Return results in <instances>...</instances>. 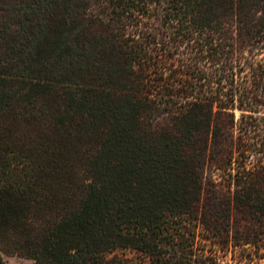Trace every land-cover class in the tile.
Returning <instances> with one entry per match:
<instances>
[{
    "label": "trees",
    "instance_id": "1",
    "mask_svg": "<svg viewBox=\"0 0 264 264\" xmlns=\"http://www.w3.org/2000/svg\"><path fill=\"white\" fill-rule=\"evenodd\" d=\"M256 51L264 0H0V264H219L199 239L257 258Z\"/></svg>",
    "mask_w": 264,
    "mask_h": 264
},
{
    "label": "rangeland",
    "instance_id": "2",
    "mask_svg": "<svg viewBox=\"0 0 264 264\" xmlns=\"http://www.w3.org/2000/svg\"><path fill=\"white\" fill-rule=\"evenodd\" d=\"M261 46H258L257 48H260ZM260 50V49H259ZM257 56L254 57L255 61H259L264 58V52L256 51ZM176 61H182V57L178 56L176 58ZM202 63L203 69V75L208 76V73L211 72V67L208 62L203 60ZM264 94V93H263ZM262 96V95H261ZM260 103H263V105H260L259 108L255 109L254 111L256 113H250L252 115L249 118H246L245 121L253 124L251 127L252 130V137L255 139H260L262 144H259L257 148L254 149L253 156L250 158V162L252 163L251 166L255 164H259L260 160L264 161V97H259ZM236 119H240L241 112L235 111ZM229 168L219 170L213 165H208L205 169V178L207 183L214 182L215 187H218L219 191L222 192L224 195H232L234 190L230 187L229 183ZM248 216L242 212H240L238 209L234 208L232 211V227L239 228L247 224ZM198 253L199 255H203L201 258L203 261H205V258L211 259L215 258L216 261L219 264H237L238 261L234 257L233 251H230L228 253H225L224 251H221L220 248L212 246L210 243H207L206 241H203L202 239L198 240ZM259 248H255V246L252 247V249L255 251L257 258L251 261H245L244 264H264V236H260L258 239V245ZM251 249V248H249ZM259 250V251H258ZM258 251V252H257ZM119 254L127 255L129 258L134 260V263H137V261L141 258H137L138 254H135L131 250H125V251H119ZM261 258V260L259 259ZM3 260L5 264H34L33 261L21 259L18 257H8L3 256ZM207 261V260H206Z\"/></svg>",
    "mask_w": 264,
    "mask_h": 264
}]
</instances>
